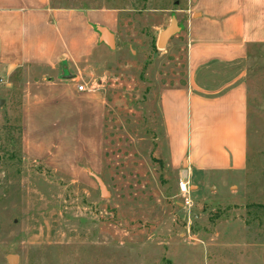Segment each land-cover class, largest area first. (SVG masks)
<instances>
[{
	"label": "rangeland",
	"instance_id": "rangeland-1",
	"mask_svg": "<svg viewBox=\"0 0 264 264\" xmlns=\"http://www.w3.org/2000/svg\"><path fill=\"white\" fill-rule=\"evenodd\" d=\"M51 5L118 13L114 48L73 69L78 84L105 96L101 169L91 185L74 183L27 158L24 91L34 79L58 75L38 68L11 79L0 74V264H8L9 255L17 257L15 264H264V45L251 47L245 63V173L229 180L231 190L212 180L214 197L200 185L189 193L193 208L187 210L177 191L183 177L166 161L159 94L186 81L183 11L190 0ZM173 15L182 29L158 50L159 33Z\"/></svg>",
	"mask_w": 264,
	"mask_h": 264
},
{
	"label": "crops",
	"instance_id": "crops-1",
	"mask_svg": "<svg viewBox=\"0 0 264 264\" xmlns=\"http://www.w3.org/2000/svg\"><path fill=\"white\" fill-rule=\"evenodd\" d=\"M183 14L186 81L159 94L166 161L191 192L208 185L214 197L212 180L231 190L229 180L245 173V63L251 47L264 45V0H190ZM117 25L113 9L0 0V74L11 79L21 69L38 68L58 75L34 79L24 91L23 154L74 183L91 185L100 172L106 100L100 88L78 84L73 69L113 49Z\"/></svg>",
	"mask_w": 264,
	"mask_h": 264
},
{
	"label": "water",
	"instance_id": "water-1",
	"mask_svg": "<svg viewBox=\"0 0 264 264\" xmlns=\"http://www.w3.org/2000/svg\"><path fill=\"white\" fill-rule=\"evenodd\" d=\"M175 4H178V1L175 2ZM182 27L178 25L177 20L175 16L173 15L171 17L170 23L167 27H165L162 31H160L157 42H156V48L158 50L164 49L169 40L174 37L177 33L181 31ZM107 45L112 48V43L110 41H107ZM62 72L65 75L67 73V70L65 67L62 68ZM74 75L71 76H63L62 79L69 80L73 79ZM5 103L4 99L0 98V107L3 106ZM99 186L101 187V194L103 197H106L105 190L103 186L101 185L100 181L97 180ZM17 262V257L14 255L7 256V263L8 264H15Z\"/></svg>",
	"mask_w": 264,
	"mask_h": 264
},
{
	"label": "built area",
	"instance_id": "built-area-1",
	"mask_svg": "<svg viewBox=\"0 0 264 264\" xmlns=\"http://www.w3.org/2000/svg\"><path fill=\"white\" fill-rule=\"evenodd\" d=\"M1 82V81H0ZM90 89H93L94 87H89ZM79 91H84L85 88L83 86H78ZM178 194L181 195L182 201H181V207L187 210H190L193 208V203L189 199L188 195L191 192L189 189V185L187 181L180 180L177 187Z\"/></svg>",
	"mask_w": 264,
	"mask_h": 264
},
{
	"label": "trees",
	"instance_id": "trees-1",
	"mask_svg": "<svg viewBox=\"0 0 264 264\" xmlns=\"http://www.w3.org/2000/svg\"><path fill=\"white\" fill-rule=\"evenodd\" d=\"M19 132H20V127H19Z\"/></svg>",
	"mask_w": 264,
	"mask_h": 264
}]
</instances>
